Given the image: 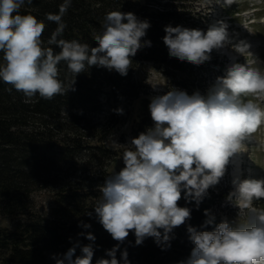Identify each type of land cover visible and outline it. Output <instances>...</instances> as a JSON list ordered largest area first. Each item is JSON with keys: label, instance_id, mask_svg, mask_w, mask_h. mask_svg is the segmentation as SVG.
Returning <instances> with one entry per match:
<instances>
[{"label": "clouds", "instance_id": "obj_1", "mask_svg": "<svg viewBox=\"0 0 264 264\" xmlns=\"http://www.w3.org/2000/svg\"><path fill=\"white\" fill-rule=\"evenodd\" d=\"M233 2L222 0L221 6ZM25 3L26 0H0V80L27 99L38 95L50 100L75 91L76 76L92 66L126 76L137 51L151 46V41L142 42L150 22L120 10L105 14L102 30L94 35L95 47L63 39L66 24L62 17L71 0H64L58 14H46V19L57 27L45 46L42 35L46 25L34 15L20 14ZM227 29L223 21L210 25L207 31L167 25L163 43L170 57L197 66L209 61L213 50L226 45L231 44L241 54L248 51L250 45L245 41L233 43ZM53 45L60 51L55 52ZM61 62L74 76L67 87L59 79ZM250 94L264 96V73L236 63L217 78L206 95L196 92L189 96L172 89L151 98L148 108L153 126L126 144L124 167L110 173L99 186L96 218L118 244L106 251L110 259H98L96 264H120L116 252L130 232H134L136 245L152 237L162 248L170 247L173 229L191 218L189 208L178 206L182 191L186 200L190 198L199 206L208 189L224 176L230 159L241 152L244 141L264 122V109L244 99ZM115 112L122 115L123 109ZM232 184L234 190L227 200H235L239 209H250L246 223L234 227L224 220L212 231L188 226L194 247L190 257L180 264H264V210L251 207L254 200L264 199V179L236 177ZM204 215V225H213L215 217L210 211L205 210ZM86 238L95 241L90 232ZM78 246L70 248L62 258L53 257L56 264H91L93 244L82 246L81 255L75 256ZM121 258L123 264H130L126 250Z\"/></svg>", "mask_w": 264, "mask_h": 264}, {"label": "trees", "instance_id": "obj_2", "mask_svg": "<svg viewBox=\"0 0 264 264\" xmlns=\"http://www.w3.org/2000/svg\"><path fill=\"white\" fill-rule=\"evenodd\" d=\"M183 0H71V6L62 17L66 24L63 39L78 40L95 47L94 35L102 30L104 16L110 11L132 12L141 20H148L151 27L143 41H151V46L142 47L132 57V66L126 76L116 71L92 66L78 74L73 87L65 95H57L48 100L38 95L27 99L22 92L0 80V217L14 218L13 227L0 225V261L2 264H56V258L73 246L75 256L81 255V247L93 244L94 255L91 264L98 259H110L106 251L118 244L104 230L96 218L94 206L98 192L84 184L77 174L76 157L80 154L94 156L99 153L111 158L113 152L103 143L95 148L86 143L93 117L101 109L100 98L108 88L112 91L131 89L130 74L139 61H150L164 73L177 71L185 73L194 64L170 57L163 43L167 25L186 27L187 12L182 7ZM64 0H32L21 8L20 14L34 15L46 25L42 40H47L57 27L46 19L47 13L58 14ZM207 17V16H206ZM208 18H206V21ZM217 23V22H216ZM53 47L55 52L60 49ZM3 53H0V63ZM218 63L217 61H214ZM221 66L222 63H218ZM59 79L70 86L74 76L68 72L64 62L58 65ZM100 76L101 85L95 80ZM135 97V96H134ZM150 100L142 98L141 118L134 128V138L145 132L150 125ZM94 151V152H92ZM102 163V162H101ZM66 180L59 182L60 175ZM85 178V177H84ZM46 186L54 189V207L49 215L32 210V194ZM231 191L223 182L208 189L207 195L197 206L194 200L185 199L184 192L178 201L179 207L191 210V218L184 225L173 229L170 247L162 248L152 237L136 245L134 232H130L119 244L116 258L123 264L121 253L126 250L130 264H180L186 261L194 247L187 232L188 226L198 231H212L220 222V215L213 208L214 202H228ZM259 204H256V206ZM259 210L258 206L255 207ZM209 210L215 217L213 225H204ZM91 213V215H88ZM89 224L90 228L83 225ZM161 233L163 230H160ZM95 236V241L86 238L87 233ZM84 233L85 235H81ZM73 257V259L75 258Z\"/></svg>", "mask_w": 264, "mask_h": 264}, {"label": "rangeland", "instance_id": "obj_3", "mask_svg": "<svg viewBox=\"0 0 264 264\" xmlns=\"http://www.w3.org/2000/svg\"><path fill=\"white\" fill-rule=\"evenodd\" d=\"M221 5L222 0H183L181 8L187 12L188 22H191L186 27L207 31L210 25L223 21L228 26L232 42L245 41L250 45L248 51L241 54L231 44L226 45L220 50H213L209 61L198 66L193 65L185 73L170 71L166 74L150 61H139L132 68L129 91L124 89L114 92L106 88V94L100 98L101 109L93 117L92 126L87 131L93 135H87L86 143L93 148L103 143L113 151L111 158L102 156L99 161V153L96 156L84 153L75 159L78 168L76 174L83 178L84 184L97 190L96 199L101 196L99 186L104 184L107 176L124 167L122 154L126 144L134 138L133 130L141 118L142 98L146 97L151 101L152 97L164 95L172 89L182 90L189 96L196 92L206 95L217 78L223 77L228 67L236 63L264 73V0H234L230 6ZM252 19L256 21L253 23ZM214 61L221 62L222 65L218 66ZM95 80L100 85L103 83L100 76H95ZM244 99L252 100L264 109V96L250 94ZM118 108L123 109L122 115L115 112ZM152 126L153 121L150 119L146 130ZM236 177L241 180L264 179V122L244 141L241 152L230 159L220 181L233 191L232 181ZM58 178L59 182L64 181L66 174L62 173V177L59 175ZM57 187L59 186L36 189L32 194L31 211L42 215L51 214L54 207L53 193ZM234 204L235 200L232 203L214 202L213 208L220 215V222L227 220L235 227L237 224L246 223L250 209H239ZM256 204H259V210H264V199L254 200L251 207H257ZM14 221V218L0 217L1 226L12 228Z\"/></svg>", "mask_w": 264, "mask_h": 264}]
</instances>
